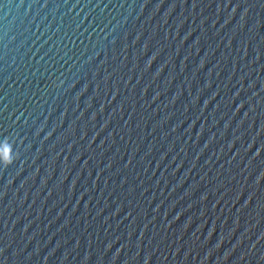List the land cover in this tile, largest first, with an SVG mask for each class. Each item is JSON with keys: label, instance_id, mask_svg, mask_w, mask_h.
Masks as SVG:
<instances>
[{"label": "water", "instance_id": "1", "mask_svg": "<svg viewBox=\"0 0 264 264\" xmlns=\"http://www.w3.org/2000/svg\"><path fill=\"white\" fill-rule=\"evenodd\" d=\"M0 264H264V0H0Z\"/></svg>", "mask_w": 264, "mask_h": 264}]
</instances>
